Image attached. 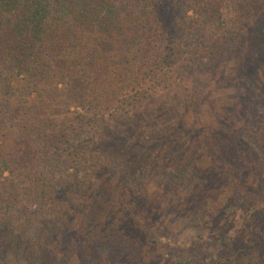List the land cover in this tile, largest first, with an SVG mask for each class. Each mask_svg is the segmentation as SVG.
Listing matches in <instances>:
<instances>
[{
    "label": "trees",
    "instance_id": "1",
    "mask_svg": "<svg viewBox=\"0 0 264 264\" xmlns=\"http://www.w3.org/2000/svg\"><path fill=\"white\" fill-rule=\"evenodd\" d=\"M263 213L264 0H0V264H264Z\"/></svg>",
    "mask_w": 264,
    "mask_h": 264
},
{
    "label": "rangeland",
    "instance_id": "2",
    "mask_svg": "<svg viewBox=\"0 0 264 264\" xmlns=\"http://www.w3.org/2000/svg\"><path fill=\"white\" fill-rule=\"evenodd\" d=\"M200 83H196L193 89V93H201V88ZM169 96L170 93L168 91H159L156 95L153 96L152 100H147L145 104L150 105V107L153 109V112L155 114V117L153 119H148L146 122V127H147V135L148 137H155L156 135H161L165 131H167L170 127V122H171V113L169 111ZM196 100V99H195ZM193 101L191 104L192 108L197 104V101ZM249 184H247L248 186ZM200 191L196 190L195 191V201L200 198ZM228 196L226 200L229 198ZM187 200V199H185ZM230 200V199H229ZM187 202V201H186ZM243 201L239 199L238 203H242ZM227 203V202H226ZM223 199H219L218 202L215 204H211L206 208V215L204 216L203 219L208 218L211 220L210 222H214V219L216 218V213H217V206L219 204H224L221 206L220 212L226 207V204ZM186 204V203H184ZM218 204V205H217ZM215 205H217L215 207ZM190 210H194L193 203L189 204ZM177 208V207H175ZM245 207L243 206L241 209H244ZM247 208V207H246ZM167 213V212H166ZM187 215H189V211L186 210ZM255 213V211H254ZM256 214V213H255ZM227 215V214H226ZM166 217V216H165ZM171 217V218H169ZM197 218H201V215H197ZM246 216H243L240 218V220L235 223L236 227L234 229V232H238L237 228L240 229L241 221L245 222ZM172 216L167 217V221H171ZM252 229L253 231L254 228L258 230V241L261 243L260 248H264V213L262 215H258L257 218L252 219ZM208 224V221H206V225ZM193 225V224H192ZM191 224H186L183 222H180L178 220L175 221V223L172 224L171 230L167 236H163L158 238V241L156 244L150 245L147 249L145 248L146 254L143 253V250L141 247L138 246V249L133 252L135 256L133 257L134 261H138L141 264L148 263V264H166L168 261H170V256L174 255L176 251H178L180 248L185 247L187 250V253H190V246H193L194 244L199 243L201 240H197L194 235V230L193 226ZM254 227V228H253ZM237 229V230H236ZM235 233H231L232 237L235 238ZM236 244L239 242V234L235 240ZM216 241L211 238V239H206L204 238V242L199 245V247L196 249V253L198 256H202L205 254L210 255L215 247ZM190 245V246H189ZM264 251V249L260 250ZM204 261L203 263H205ZM69 264H73V262H70Z\"/></svg>",
    "mask_w": 264,
    "mask_h": 264
}]
</instances>
